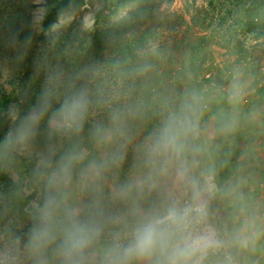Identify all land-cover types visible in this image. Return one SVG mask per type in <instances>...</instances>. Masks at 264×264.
<instances>
[{"label":"clouds","instance_id":"1","mask_svg":"<svg viewBox=\"0 0 264 264\" xmlns=\"http://www.w3.org/2000/svg\"><path fill=\"white\" fill-rule=\"evenodd\" d=\"M149 68L54 71L27 111L9 106L0 264H213L223 241L203 201L205 96L190 89L149 104L137 87Z\"/></svg>","mask_w":264,"mask_h":264},{"label":"rangeland","instance_id":"2","mask_svg":"<svg viewBox=\"0 0 264 264\" xmlns=\"http://www.w3.org/2000/svg\"><path fill=\"white\" fill-rule=\"evenodd\" d=\"M53 1L0 0V136L9 127V106L27 111L54 71L74 77L81 52L73 51L78 37L65 42L66 25L90 26L107 3L112 14L97 26L118 31L119 21L137 12L134 2L82 0L43 30L41 19ZM149 1L157 18L143 20V13L141 22L131 21L132 30L159 44L156 64L176 67L175 78L189 81L185 90L197 89L206 100L197 140L200 167L209 177L203 201L223 241L212 262L264 264V0ZM179 45L187 49L186 62L176 66ZM10 185L0 175V194Z\"/></svg>","mask_w":264,"mask_h":264},{"label":"trees","instance_id":"3","mask_svg":"<svg viewBox=\"0 0 264 264\" xmlns=\"http://www.w3.org/2000/svg\"><path fill=\"white\" fill-rule=\"evenodd\" d=\"M115 1L119 4L134 2L137 5V12L134 15L130 14L119 21L120 29L118 31L112 30L111 25H107L105 30L97 26V24L107 20L112 14V9L108 7L107 3L95 11L94 20L90 26L84 27L74 23L66 25L67 28L65 29L68 35L64 37L65 42L68 40L71 42V38L78 37L77 45H73V51L75 52L79 49V52H81L77 62V70L73 76L81 75L86 69L97 66L107 69L110 73H117L138 63H146L150 66L149 71L137 80L139 93L146 102L151 104L158 95L163 93H181L185 90L189 86V81L187 78L184 81L175 78L177 76L173 72L176 67L174 68L173 66L168 69L157 65L153 60V58L157 57V52L154 51H156L155 47L159 44L149 42L144 35H137L139 31L136 32L131 28V21L134 19L141 22L139 16L143 13H145L143 20L146 18H157L156 5L153 2H148V0ZM81 2L82 0H54L41 19L42 29L50 30L58 14L68 11ZM147 41L148 46H146ZM178 50L180 53H178L177 60L180 62L176 66L186 62L184 60H186L187 49L179 45ZM56 62H62V65L65 64L64 61L60 60H56ZM182 71L184 70L182 69ZM4 118L3 115L0 116V133L5 124ZM154 120L155 117L149 111L140 125L141 131H147Z\"/></svg>","mask_w":264,"mask_h":264}]
</instances>
